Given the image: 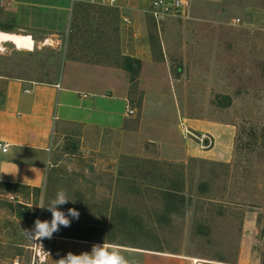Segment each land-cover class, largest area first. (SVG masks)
I'll return each mask as SVG.
<instances>
[{"label":"rangeland","instance_id":"374dc122","mask_svg":"<svg viewBox=\"0 0 264 264\" xmlns=\"http://www.w3.org/2000/svg\"><path fill=\"white\" fill-rule=\"evenodd\" d=\"M148 6L149 0H121L111 8L71 3L64 33L17 32L33 36L32 52L3 45L0 74L28 80L52 81L67 71L65 60L110 81L115 78L99 69L125 71L127 56L140 65L136 74L126 72L135 109L131 132L92 130L85 137L79 128L66 130L53 141L45 186L0 197V264H40L38 243L50 253L46 264H57L103 242L140 264H195L193 258L263 264L264 27H256L251 13L264 10V0H194L188 17L162 23ZM11 24L12 15L0 11V29ZM142 62L144 79L152 86L156 80L162 92L165 116L150 99L137 133ZM186 118L233 126L227 161L161 159L146 137L159 135L154 128L162 119H176L177 130L198 143L184 132L193 134ZM60 189L75 203L59 210L75 208L79 219L69 217L71 226L52 239L32 241L24 230L37 218L51 220L46 207Z\"/></svg>","mask_w":264,"mask_h":264},{"label":"crops","instance_id":"0c3cea01","mask_svg":"<svg viewBox=\"0 0 264 264\" xmlns=\"http://www.w3.org/2000/svg\"><path fill=\"white\" fill-rule=\"evenodd\" d=\"M1 3V13L12 15L14 25L3 27L0 31L24 33V29H30L55 35L67 29L66 11L69 4L71 6V0H2ZM251 14L254 15L256 27H264V10H253ZM66 65H69L67 71L65 68L52 81L0 74V143L8 145L7 152L0 151V197L12 196L21 189L40 190L45 186L53 141L66 130L78 131L79 128L85 137L92 130L123 133L133 130L131 117L134 114L126 115L127 105L135 112L130 103L133 94L130 92L127 71L116 69L115 73V68L99 69L106 76L115 78L113 81L108 78L99 80L90 76L92 73L84 64L65 60L63 66ZM145 67L146 64L142 62L137 78V91L143 94L137 133L144 125L147 101L151 99L157 107L163 108L157 81L154 80L152 86L149 85L150 81L144 79ZM162 108L160 117L165 116ZM176 119L171 124L159 120L158 127L154 128L159 135L146 137L147 142L155 144L161 159L172 163L190 159L211 162L228 160L234 138L232 125L209 119L199 121L186 118L184 124L193 134H207L212 139L211 146L204 149L177 130L179 125Z\"/></svg>","mask_w":264,"mask_h":264},{"label":"clouds","instance_id":"9594fccd","mask_svg":"<svg viewBox=\"0 0 264 264\" xmlns=\"http://www.w3.org/2000/svg\"><path fill=\"white\" fill-rule=\"evenodd\" d=\"M28 39L0 31V54L7 51L3 46L5 42H12L16 45L23 44L24 47L30 48L31 45L28 43ZM69 201L75 203L74 200L69 198L67 191L64 189L58 190L55 197L46 207V210L51 212V220L41 221L37 218L31 230H24L25 235L32 241H41L42 239H52L53 234L58 233L61 226L70 227L72 221L69 217L78 220L80 217L79 211L75 208H69L65 212L58 208V206H63ZM38 207L45 209L43 204ZM38 244L41 245L39 252L40 264H46L50 253L44 250L41 243ZM57 264H140V261L135 257L124 255L119 245L103 242L102 244H94L91 251H85L80 254L69 252L65 257L60 258Z\"/></svg>","mask_w":264,"mask_h":264},{"label":"built area","instance_id":"2783aa9c","mask_svg":"<svg viewBox=\"0 0 264 264\" xmlns=\"http://www.w3.org/2000/svg\"><path fill=\"white\" fill-rule=\"evenodd\" d=\"M121 0H71V3L97 4L101 6L117 7ZM134 1V0H131ZM194 0H149L148 13L156 22H163L170 17L184 18L188 17ZM238 22V20H236ZM134 111L127 105L126 115L132 116ZM187 135L194 137L198 144L207 149L211 146V139L207 135L195 136L187 129H184ZM8 150L7 144L0 143V151L5 153Z\"/></svg>","mask_w":264,"mask_h":264},{"label":"bare ground","instance_id":"6f19581e","mask_svg":"<svg viewBox=\"0 0 264 264\" xmlns=\"http://www.w3.org/2000/svg\"><path fill=\"white\" fill-rule=\"evenodd\" d=\"M3 32H4V31H3ZM6 33L14 34V35L19 36V37H26V38H29V39H28V43H30L31 47H30V48H26V47H24L23 44H21V45H16V44H14V43H12V42H5V43H10V44H12V45L14 46V48H15L16 50H19V51H27V52H32V51H34V49H35V41H34V39H33L30 35H28V34H17V33H11V32H6ZM5 43H4V44H5ZM47 44H48V40H46V41L44 42L43 45H47ZM192 261H193L195 264H207L206 261H202V260L195 259V258H193Z\"/></svg>","mask_w":264,"mask_h":264},{"label":"trees","instance_id":"16d2710c","mask_svg":"<svg viewBox=\"0 0 264 264\" xmlns=\"http://www.w3.org/2000/svg\"><path fill=\"white\" fill-rule=\"evenodd\" d=\"M133 63H136V68L133 67ZM140 62L139 60H133L131 58H127L124 63V69L125 71L131 73V74H136L138 72ZM225 99H229L228 96H224ZM37 190V189H36ZM264 264V262H263Z\"/></svg>","mask_w":264,"mask_h":264}]
</instances>
